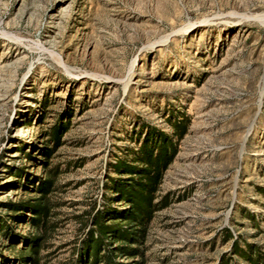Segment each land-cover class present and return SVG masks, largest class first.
Returning a JSON list of instances; mask_svg holds the SVG:
<instances>
[{"label": "rangeland", "instance_id": "rangeland-1", "mask_svg": "<svg viewBox=\"0 0 264 264\" xmlns=\"http://www.w3.org/2000/svg\"><path fill=\"white\" fill-rule=\"evenodd\" d=\"M146 141L176 153L115 261L264 264V0H0V264L36 234L3 205L41 199L50 171L39 264L75 261L93 206L132 215L115 165Z\"/></svg>", "mask_w": 264, "mask_h": 264}, {"label": "trees", "instance_id": "trees-1", "mask_svg": "<svg viewBox=\"0 0 264 264\" xmlns=\"http://www.w3.org/2000/svg\"><path fill=\"white\" fill-rule=\"evenodd\" d=\"M187 125L180 123L174 126L179 138L182 139L185 135ZM147 142L142 145L141 157L135 158L132 163L120 160L115 165V171L121 177L130 179L126 183L113 180L111 190L115 195V201L125 203L132 209L133 214L124 215L118 212L108 214L104 209L93 206L90 211L78 216L81 226L78 231H82V234L84 231L86 239L80 242L81 247L75 249L76 258L71 264H118L115 261L116 257L135 255L137 248L130 243L137 241L142 244L145 228L148 227L150 217L157 207L154 204L155 194L161 183L163 171L172 163L176 153L175 150L169 156L166 148L161 146H158V151H149ZM49 175L51 178L43 180L37 188L43 195L38 201L31 204L3 205L9 211L11 219H16L19 214L30 213L29 223L36 230V234L23 239L26 246L20 250L21 264H39L40 249L56 228L51 222L52 207L46 198V193L52 191L55 171H50ZM120 221L131 227L130 231H125L127 227L124 229V224H120ZM227 235L231 238L229 233ZM122 241L127 243L120 244ZM237 253L251 263L258 264L257 257L252 254L245 255L238 249Z\"/></svg>", "mask_w": 264, "mask_h": 264}]
</instances>
